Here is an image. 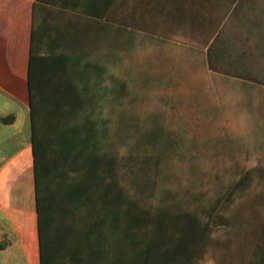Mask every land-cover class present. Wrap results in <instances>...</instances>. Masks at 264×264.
Masks as SVG:
<instances>
[{"label": "crops", "instance_id": "1", "mask_svg": "<svg viewBox=\"0 0 264 264\" xmlns=\"http://www.w3.org/2000/svg\"><path fill=\"white\" fill-rule=\"evenodd\" d=\"M238 2L0 0V117H15L12 123L0 122V264H89L88 256L94 257L87 250L90 231L100 229L95 237L102 240V219L130 203L148 215L189 214L202 227L217 209V225L199 258L204 255L212 233L227 226L222 212L248 185L249 170L204 208L206 222L177 207L143 210L115 182L120 159L114 151L113 115L131 92L179 99L193 116L191 129L239 130L227 136L225 145L245 148L246 154L264 152V87L213 71L207 58ZM45 113L75 115L76 120L46 134L40 122ZM88 116L99 124L107 121L110 156L99 166L95 160L94 171L91 163L73 170L61 132ZM72 174L80 178L71 180ZM120 193L126 196L122 205ZM89 204L103 211L76 240V210ZM110 232L106 244L113 260L124 244L123 226Z\"/></svg>", "mask_w": 264, "mask_h": 264}, {"label": "rangeland", "instance_id": "2", "mask_svg": "<svg viewBox=\"0 0 264 264\" xmlns=\"http://www.w3.org/2000/svg\"><path fill=\"white\" fill-rule=\"evenodd\" d=\"M184 107L179 99L143 98L131 92L113 115L114 151L120 159L115 182L143 210L177 207L206 222L204 208L249 170L248 185L222 212L227 226L212 233L199 264H264V152L246 154L245 148L225 145L227 136L239 130L191 129L193 116ZM50 116H41L46 134L76 120L75 115ZM101 211L96 204L76 210V240Z\"/></svg>", "mask_w": 264, "mask_h": 264}, {"label": "trees", "instance_id": "3", "mask_svg": "<svg viewBox=\"0 0 264 264\" xmlns=\"http://www.w3.org/2000/svg\"><path fill=\"white\" fill-rule=\"evenodd\" d=\"M209 67L218 73L264 85V0H239L223 29L210 45L207 53ZM126 85L121 83V89ZM123 100L120 99V104ZM14 116L0 117V122L9 124ZM35 110L33 105L34 148L37 161L40 143L36 134ZM65 146L63 152L73 170L82 169L95 160L110 156L111 134L107 121L99 124L93 116L75 123L61 132ZM108 170L105 169V172ZM228 194L226 200L230 199ZM124 197L120 193L117 198ZM40 200V195H39ZM219 219L217 209L211 213V222L204 227L189 214L171 215L158 212L148 215L133 208L120 207L111 218H104L102 240H96L98 231L89 234L87 250L97 254V264H199L204 241L212 225ZM123 226L124 244L118 246L114 259L107 253V239L113 228ZM129 242V250L127 247ZM101 256V257H100ZM88 256L89 264H95ZM101 258V259H100Z\"/></svg>", "mask_w": 264, "mask_h": 264}]
</instances>
